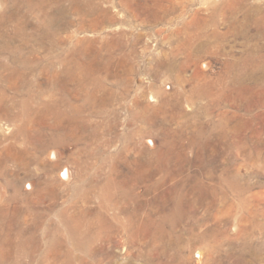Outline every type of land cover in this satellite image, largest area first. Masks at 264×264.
<instances>
[{
    "label": "rangeland",
    "instance_id": "374dc122",
    "mask_svg": "<svg viewBox=\"0 0 264 264\" xmlns=\"http://www.w3.org/2000/svg\"><path fill=\"white\" fill-rule=\"evenodd\" d=\"M253 46L264 0H0V264H264Z\"/></svg>",
    "mask_w": 264,
    "mask_h": 264
},
{
    "label": "bare ground",
    "instance_id": "6f19581e",
    "mask_svg": "<svg viewBox=\"0 0 264 264\" xmlns=\"http://www.w3.org/2000/svg\"><path fill=\"white\" fill-rule=\"evenodd\" d=\"M188 1V0H187ZM245 1V0H244ZM252 3V2H251ZM249 5V4H248ZM252 7V6H251ZM254 7V6H253ZM240 9V7H239ZM244 9V8H243ZM250 9V8H249ZM258 9V7H257ZM248 10V9H247ZM246 10V11H247ZM236 11V10H235ZM238 11V10H237ZM258 11V10H257ZM242 12V11H240ZM237 13V12H236ZM250 13V12H249ZM234 15V14H233ZM232 16V15H231ZM235 16V15H234ZM252 15L244 14L243 21L246 23L254 22L255 26L258 22L255 21V18L251 17ZM255 16V15H254ZM237 17V16H236ZM232 18V26L239 25L241 29L247 28L244 23L239 21L237 18ZM231 23V22H230ZM233 28V27H232ZM234 29V28H233ZM246 46V45H245ZM244 46V47H245ZM242 53V52H241ZM234 59V58H233ZM237 62V61H236ZM229 63V62H228ZM238 64L234 65L238 67L239 75L237 81L241 84L245 82L252 83L257 89H264V46H253L246 47L243 50V55L239 58ZM233 64V63H231ZM232 66V67H234ZM229 69V67H228ZM231 69V68H230ZM236 69V68H235ZM233 71V70H232ZM236 71V70H235ZM236 72V73H237ZM229 74V73H228ZM232 74V73H231ZM235 76V74H234ZM236 81V80H235ZM234 81V82H235ZM236 85V83H234ZM249 84V83H248ZM247 84V86H248ZM238 87V86H237ZM250 87V85L248 86ZM253 89V87H252ZM243 90V89H242ZM245 90V88H244ZM259 92V91H258ZM56 156V155H55ZM58 156V155H57ZM66 174V172H65Z\"/></svg>",
    "mask_w": 264,
    "mask_h": 264
}]
</instances>
